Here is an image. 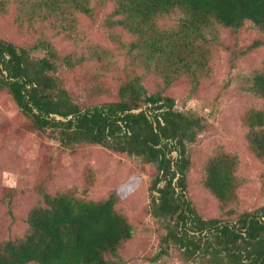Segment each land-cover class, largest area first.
I'll return each instance as SVG.
<instances>
[{
  "label": "rangeland",
  "instance_id": "374dc122",
  "mask_svg": "<svg viewBox=\"0 0 264 264\" xmlns=\"http://www.w3.org/2000/svg\"><path fill=\"white\" fill-rule=\"evenodd\" d=\"M45 1L50 0H0V39L25 49L31 59L45 56L49 47L55 54L52 75L80 109L118 100L119 86L138 75L147 94L169 96L176 111L200 118L202 129L187 143L185 194L203 219L234 221L264 205V158L251 151L247 122L251 111L264 113V97L250 90L252 76L264 66V29L250 21L236 30L218 24L202 29L191 39L193 52L185 51L196 61L172 73L167 83V72L154 58L146 60L149 50L131 47L136 35L115 23V0H89L88 13L65 6V0L54 6ZM182 17L175 9L156 17L154 26L169 35L179 30ZM59 131L38 127L7 88H0V245L28 233V212L44 205L43 193L93 201L114 195L115 209L133 232L106 259L212 264L163 242L166 228L151 213L154 163L100 144H64ZM222 153L237 159L236 196L227 202L203 185L208 161Z\"/></svg>",
  "mask_w": 264,
  "mask_h": 264
},
{
  "label": "trees",
  "instance_id": "16d2710c",
  "mask_svg": "<svg viewBox=\"0 0 264 264\" xmlns=\"http://www.w3.org/2000/svg\"><path fill=\"white\" fill-rule=\"evenodd\" d=\"M58 1H45L51 5ZM88 13L89 0H65ZM115 23L136 35L131 47L147 48L146 60L155 59L172 73L191 68V39L202 29L218 24L233 30L245 21L264 29V0H115ZM179 9V30L165 35L154 20ZM28 57L25 49L0 39V88H7L17 106L40 128L59 127L64 144L88 142L141 157L154 163L157 173L151 184V213L166 228L163 242L183 249L187 258L202 256L212 264H264V205L240 213L234 221L203 219L187 198L185 170L187 143L195 140L201 119L174 109L169 96L147 94L140 76L123 82L118 100L80 109L52 75L54 52ZM164 62V64H163ZM250 90L264 97V66L251 78ZM145 105L140 111H136ZM51 114H58L66 121ZM250 148L264 158V113L251 111ZM176 152V157L171 152ZM237 159L227 153L212 157L203 185L221 202L236 196ZM44 205L34 206L27 216L28 233L0 245V264H116L106 259L132 236L127 218L115 209V196L93 201L68 193H43Z\"/></svg>",
  "mask_w": 264,
  "mask_h": 264
},
{
  "label": "water",
  "instance_id": "95a60500",
  "mask_svg": "<svg viewBox=\"0 0 264 264\" xmlns=\"http://www.w3.org/2000/svg\"><path fill=\"white\" fill-rule=\"evenodd\" d=\"M139 110H141V109H139ZM138 110V111H139ZM51 116L52 117H55L56 119H58V120H62V121H66L68 118H70V116H68V118H65V117H63V116H61V115H58V114H51Z\"/></svg>",
  "mask_w": 264,
  "mask_h": 264
}]
</instances>
